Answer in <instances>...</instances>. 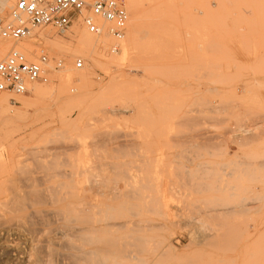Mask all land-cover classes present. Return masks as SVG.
Instances as JSON below:
<instances>
[{"label":"rangeland","instance_id":"1","mask_svg":"<svg viewBox=\"0 0 264 264\" xmlns=\"http://www.w3.org/2000/svg\"><path fill=\"white\" fill-rule=\"evenodd\" d=\"M125 3L121 52L80 42L81 18L3 42L64 67L5 94L0 264H49L55 236L52 264H264V178L229 156L264 124V0Z\"/></svg>","mask_w":264,"mask_h":264},{"label":"built area","instance_id":"2","mask_svg":"<svg viewBox=\"0 0 264 264\" xmlns=\"http://www.w3.org/2000/svg\"><path fill=\"white\" fill-rule=\"evenodd\" d=\"M80 18L88 32H107L116 40L109 46L111 52L119 50L130 19L125 0H16L8 17L0 16V46L6 41L33 38L42 45L43 38L37 35V29L51 26L60 32L67 31ZM52 61L54 68L64 67L63 58L52 60L44 48L38 53L11 48L0 59V93L26 94L32 84L47 83ZM85 64L84 57L75 59L77 69L84 68Z\"/></svg>","mask_w":264,"mask_h":264},{"label":"crops","instance_id":"3","mask_svg":"<svg viewBox=\"0 0 264 264\" xmlns=\"http://www.w3.org/2000/svg\"><path fill=\"white\" fill-rule=\"evenodd\" d=\"M264 33V28L262 30ZM255 117L253 120H255ZM261 120H264L262 117ZM259 131L258 134L251 135L246 145L244 146L243 151L240 148V145L230 144V162L235 165L236 171L239 173L240 177L250 178H264V124L259 125L257 130H254L253 133ZM237 152V156L235 155ZM221 161H226L221 159ZM228 161V160H227ZM216 162H219V159H216ZM234 171V170H233ZM252 207L250 204H247L245 211L251 213L250 210ZM252 224H250L251 226ZM235 226V224H231Z\"/></svg>","mask_w":264,"mask_h":264},{"label":"bare ground","instance_id":"4","mask_svg":"<svg viewBox=\"0 0 264 264\" xmlns=\"http://www.w3.org/2000/svg\"><path fill=\"white\" fill-rule=\"evenodd\" d=\"M15 2H16V0H0V10H2V11H7L9 8H11L14 4H15ZM132 14V13H131ZM134 19V18H133ZM133 24V26H134V23H132ZM132 27V26H131ZM129 28V27H128ZM82 36H81V38H80V42H92V40L94 39V37L95 38H97V37H99L100 38V40H99V46L101 45V44H103L104 45V47H106V45H107V43L105 42V41H103L104 39H103V37H104V34L105 33H107V32H103L102 33V35L101 34H93V33H90V32H88L87 31V29H84L83 31H82ZM109 35V34H108ZM100 36H102V37H100ZM27 40H29V39H27ZM25 41V40H24ZM43 41V40H42ZM19 42H23V41H19ZM44 42H48L47 41V39L45 40L44 39ZM15 43H18V42H15ZM33 43V42H32ZM56 45H60V43L59 42H54ZM23 44H25V47H23L24 49H26L27 51H29L30 50V48H28V47H30L32 44L30 43V42H28V43H23ZM106 44V45H105ZM1 45L3 46V45H6V43H1ZM22 45L20 44L18 47H21ZM4 47H6L7 49H10V45H6V46H4ZM103 47V48H104ZM5 48V49H6ZM18 49H22V48H18ZM120 51V50H119ZM118 51V52H119ZM104 51H102V53H103ZM121 52V51H120ZM0 53H2V52H0ZM4 54V53H3ZM120 55H121V53H119ZM1 55V54H0ZM122 55H123V58H126L127 56H128V49H127V46H124L123 48H122ZM121 57V56H120ZM119 57V58H120ZM1 58V57H0ZM113 59H109L110 61H113V60H115V59H119V58H115L114 59V57H112ZM116 60V61H117ZM113 62H115V61H113ZM39 83V82H38ZM7 92H3V93H0V104H1V110L0 111H6V110H8V108L9 107H12V105H11V103H10V100L8 99V95L6 96L5 94H6ZM11 98V97H10ZM94 178H96L97 176H93ZM97 179V178H96ZM102 179V178H101ZM115 179V178H114ZM102 183V182H101ZM100 185V184H99ZM55 234V233H54ZM57 234V233H56ZM33 238V237H32ZM37 239V238H36ZM41 241H42V238H41ZM43 242V241H42ZM50 244H49V246L48 247H50V251H49V255H50V258L51 259H49V264L54 260V258L55 257H57L56 255H57V245H58V237L57 236H55V237H53L50 241ZM72 247H73V245H72ZM75 248V247H74ZM33 250H32V252L30 253V255H29V257H36V259H38V261H39V259H42L43 257H42V255H40L42 252H43V254H44V247H43V251H40V249H42V248H40L39 249V247L37 246L36 248L35 247H33L32 248ZM44 259V258H43ZM56 259V258H55ZM25 260V259H24ZM31 260V259H30ZM10 261V260H9ZM43 261V260H42ZM25 262V261H24ZM58 262V261H57ZM55 263V262H54ZM53 263V264H54ZM52 264V263H51ZM55 264H57V263H55Z\"/></svg>","mask_w":264,"mask_h":264}]
</instances>
